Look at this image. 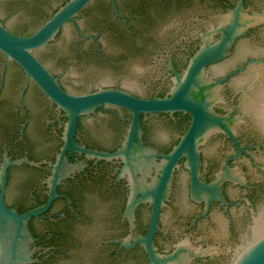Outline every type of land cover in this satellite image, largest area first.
I'll return each instance as SVG.
<instances>
[{"label": "flooded vegetation", "instance_id": "1", "mask_svg": "<svg viewBox=\"0 0 264 264\" xmlns=\"http://www.w3.org/2000/svg\"><path fill=\"white\" fill-rule=\"evenodd\" d=\"M68 1L0 0L6 6L0 22L14 35L29 36ZM236 10L244 35L231 42L223 60L206 66L204 73L214 82L225 79L214 111L241 120L233 129L237 145L221 132L199 143L197 181L214 184L209 195L192 186L186 159L178 160L160 196L152 237L158 255L179 252L187 264H231L248 239L253 219L264 209V138L243 122L246 89L235 93L231 86L251 65L264 64V51L246 55L234 66L224 65L240 57L242 49L262 46L264 0H93L75 17L80 34L67 24L54 41L34 51L68 94L114 89L138 99H163L170 96L192 58L220 42ZM22 14L28 21L36 18L34 25L20 22ZM17 21L19 28L10 25ZM67 39L70 58L60 61L58 69L51 68L47 59ZM89 65L111 71L113 82L101 83L90 75L76 86L73 82L79 83L80 77L71 71ZM68 121L67 114L0 52V172L6 160L20 161L6 169L3 203L19 215L39 212L27 223L33 238L31 264L70 260L71 250L82 247L76 238L81 228L95 232L96 264H149L141 240L148 234L158 198L156 182L164 157L187 132L190 116L140 115L141 148L130 150L131 169L122 156L114 157L128 136L129 111L103 106L78 118L74 143L89 152L111 155L110 159L64 151ZM56 172L59 177L52 192L50 181ZM192 190L199 198H193Z\"/></svg>", "mask_w": 264, "mask_h": 264}, {"label": "water", "instance_id": "2", "mask_svg": "<svg viewBox=\"0 0 264 264\" xmlns=\"http://www.w3.org/2000/svg\"><path fill=\"white\" fill-rule=\"evenodd\" d=\"M92 1L69 0L29 36L14 35L0 22V52L17 64L41 92L67 114L69 121L66 128L64 151L77 150L99 159H110L111 155L89 152L84 148L78 147L74 143L73 134L80 116L99 110L103 106L123 108L131 113L132 121L123 150L118 154H114V157L122 156L125 167L131 169L134 166L131 162L130 150L132 147L141 148L140 115L183 113L190 116L191 123L187 132L174 150L164 157L162 172L156 182V195L158 198L153 202L151 224L147 236L141 240V243L146 248L149 264H187V259L183 258V261L179 252L171 256L162 257L157 254L152 245V237L155 232L161 204L160 196L163 195V191L170 181L172 171L182 157L186 159L191 172L192 186L200 188L203 193L209 195L212 188H214V184H199L197 181V171L200 166L199 143L211 133L221 132L237 145L233 129L241 124V120L228 115L222 116L214 111V105L220 100L219 85L225 82V79L214 82L204 73V69L208 65L222 61L229 52L231 42L244 35L246 29L240 24V10L231 13L230 23L222 30L220 42L215 46L202 48L192 58L183 77L176 78L169 97L144 100L114 89L99 90L89 95L74 96L61 89L56 78L34 56V51L54 41L60 30L67 24L73 25L76 32L80 34L74 23L75 17ZM5 7L4 2H0V17L6 15ZM46 11H49V9L47 8ZM36 20L34 18L28 21V18L22 14L20 22L27 21L31 27ZM18 23L19 21L11 22L10 25L14 28H19L21 23ZM69 46L70 39L58 43L54 57H49L47 64L53 69H58L60 61L70 58ZM263 51L264 42L262 46H258L256 43L254 46L242 49L240 57L231 58L224 65L225 67L234 66V64L241 62L246 55ZM94 67V65H89L81 71L73 69L71 73L80 77L79 83L76 81L73 83L77 86L81 83V80L83 81L90 75L97 77L101 83L113 82L111 71ZM231 86L235 93L246 89L241 106L242 113L246 116L243 122L248 121L253 129L252 131H256L260 137L264 138V64L261 66L251 65L245 75L238 76L232 81ZM70 87L74 88L72 85ZM254 137H257L256 134ZM148 157L153 158V155H148ZM149 162L151 163L150 160ZM19 163L20 161L10 163L6 160L0 172L2 186V192L0 193V264H31L35 261L31 258L32 252L29 250L33 238L28 230L27 223L30 217L37 216L39 212L34 211L19 215L16 211L8 209L3 203L2 193L6 181V169L9 165H17ZM57 174L56 172L54 180L50 181L52 192L57 183L56 179L59 177ZM218 183L220 184V182ZM192 196L194 199L199 198L193 190ZM11 199L12 196H10ZM45 209L46 207L42 210ZM94 236L95 232L91 228L78 229L76 238L81 241L82 247L71 250L70 260L59 264H96L97 255L92 246ZM231 264H264V209L253 219L248 239Z\"/></svg>", "mask_w": 264, "mask_h": 264}]
</instances>
